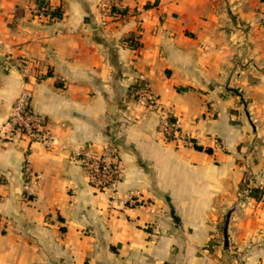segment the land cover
<instances>
[{"label":"crops","instance_id":"obj_1","mask_svg":"<svg viewBox=\"0 0 264 264\" xmlns=\"http://www.w3.org/2000/svg\"><path fill=\"white\" fill-rule=\"evenodd\" d=\"M100 1L49 0V20L0 0V128L26 63L56 139L0 136V264H264V202L239 195L246 172L264 187V0H121L118 21ZM137 82L192 146L158 131ZM107 145L116 194L75 158Z\"/></svg>","mask_w":264,"mask_h":264},{"label":"built area","instance_id":"obj_2","mask_svg":"<svg viewBox=\"0 0 264 264\" xmlns=\"http://www.w3.org/2000/svg\"><path fill=\"white\" fill-rule=\"evenodd\" d=\"M121 0H101L100 8L103 19L108 21H118L123 15L119 12H112L113 8H119ZM35 15V14H34ZM41 19L42 15H35ZM28 64H22L19 71L22 76L21 91L10 107L6 122L0 128V136L12 139L16 135L24 139L28 144L39 143L49 150H54L56 145L55 136L47 128L45 120L35 114L30 109L31 95L28 89L30 85V73ZM131 95L135 102L149 111L156 112L159 117L158 131L167 138L180 141L184 145L192 146V142L187 135L181 134L173 119L158 103L155 95L151 94L142 82H137L131 86ZM76 160L81 163L85 169L88 184L98 193L111 192L116 194V188L121 178L120 159L116 150L107 145L101 153H92L86 146L76 154ZM25 177L31 176L27 164L24 166ZM241 183L240 194H248L252 185V177L246 172ZM138 195L127 197V203L131 206L139 204Z\"/></svg>","mask_w":264,"mask_h":264},{"label":"trees","instance_id":"obj_3","mask_svg":"<svg viewBox=\"0 0 264 264\" xmlns=\"http://www.w3.org/2000/svg\"><path fill=\"white\" fill-rule=\"evenodd\" d=\"M35 5V15H42L43 17L48 18L49 20L60 19L62 17V10L58 7H52L49 4V0H31ZM112 12H119L120 14H126V10L121 6L119 8H113ZM131 39L127 40L128 45L134 49L137 48V44L133 43ZM167 140H172L171 136L167 137ZM196 149H200L196 147ZM210 152V150H207ZM248 196L254 199L255 201H263L264 202V187L253 186L248 190Z\"/></svg>","mask_w":264,"mask_h":264},{"label":"water","instance_id":"obj_4","mask_svg":"<svg viewBox=\"0 0 264 264\" xmlns=\"http://www.w3.org/2000/svg\"><path fill=\"white\" fill-rule=\"evenodd\" d=\"M227 239H226V237H225V241H226Z\"/></svg>","mask_w":264,"mask_h":264},{"label":"rangeland","instance_id":"obj_5","mask_svg":"<svg viewBox=\"0 0 264 264\" xmlns=\"http://www.w3.org/2000/svg\"><path fill=\"white\" fill-rule=\"evenodd\" d=\"M25 178H27V177H25ZM244 178V177H243Z\"/></svg>","mask_w":264,"mask_h":264}]
</instances>
